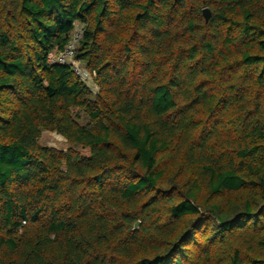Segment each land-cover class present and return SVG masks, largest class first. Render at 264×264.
<instances>
[{"label": "trees", "instance_id": "obj_1", "mask_svg": "<svg viewBox=\"0 0 264 264\" xmlns=\"http://www.w3.org/2000/svg\"><path fill=\"white\" fill-rule=\"evenodd\" d=\"M0 264H264V0H0Z\"/></svg>", "mask_w": 264, "mask_h": 264}, {"label": "built area", "instance_id": "obj_2", "mask_svg": "<svg viewBox=\"0 0 264 264\" xmlns=\"http://www.w3.org/2000/svg\"><path fill=\"white\" fill-rule=\"evenodd\" d=\"M84 37V25H77L68 45L63 52L52 54L48 58V62L51 64L66 65L70 67L76 75H78L82 81L86 82L91 79L90 74L79 67L77 60V50L80 41Z\"/></svg>", "mask_w": 264, "mask_h": 264}, {"label": "rangeland", "instance_id": "obj_3", "mask_svg": "<svg viewBox=\"0 0 264 264\" xmlns=\"http://www.w3.org/2000/svg\"><path fill=\"white\" fill-rule=\"evenodd\" d=\"M79 67L83 69L84 71H87L85 65L82 62H79ZM85 83L88 86L94 88V91H95L92 77L89 81H86ZM81 116L83 117V114H81ZM80 122L84 123L83 120H81ZM40 144L43 146L54 147V148H57L59 150H64V151H67L69 148L72 147L70 144L67 143V141L63 137H61L60 135L56 133H52V132H43L41 139H40ZM75 149L79 151L80 153H82L83 155L90 154L89 150L83 149L81 147H76Z\"/></svg>", "mask_w": 264, "mask_h": 264}, {"label": "water", "instance_id": "obj_4", "mask_svg": "<svg viewBox=\"0 0 264 264\" xmlns=\"http://www.w3.org/2000/svg\"><path fill=\"white\" fill-rule=\"evenodd\" d=\"M203 15H204L205 21L207 23L211 18V11L206 8L203 10ZM139 225H140V222H137L135 225V229H137L139 227Z\"/></svg>", "mask_w": 264, "mask_h": 264}]
</instances>
